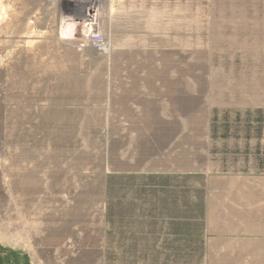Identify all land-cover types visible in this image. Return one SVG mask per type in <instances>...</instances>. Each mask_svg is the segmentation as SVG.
<instances>
[{"label": "rangeland", "instance_id": "1", "mask_svg": "<svg viewBox=\"0 0 264 264\" xmlns=\"http://www.w3.org/2000/svg\"><path fill=\"white\" fill-rule=\"evenodd\" d=\"M109 3L0 0V264H264V0Z\"/></svg>", "mask_w": 264, "mask_h": 264}, {"label": "built area", "instance_id": "2", "mask_svg": "<svg viewBox=\"0 0 264 264\" xmlns=\"http://www.w3.org/2000/svg\"><path fill=\"white\" fill-rule=\"evenodd\" d=\"M84 6L83 15L86 17L85 25L81 27V37L77 42L79 51L106 52L110 48L111 31L101 24L100 0H75Z\"/></svg>", "mask_w": 264, "mask_h": 264}, {"label": "crops", "instance_id": "3", "mask_svg": "<svg viewBox=\"0 0 264 264\" xmlns=\"http://www.w3.org/2000/svg\"><path fill=\"white\" fill-rule=\"evenodd\" d=\"M152 178L155 179L154 177H152ZM107 186H108V188H107V193H106V201H107L106 206H107V214H108L107 219H108V223L110 222L109 223L110 224V228H112V226L114 224L117 225L118 223L123 222L124 219H125L124 222H129V221L135 222V221H139V220L141 221V219H143L140 216V210L132 211V210L129 209V206H131L132 204H129L128 200H126L127 201V205H126L127 213L124 214L123 211H122V208H120V211H119V209H118L119 205L117 204V199H115V200L113 199L114 195H113V191L112 190L115 188V185H114V187H112L111 181H110L107 184ZM155 186H157V185L151 184V188H149V189H154ZM119 200L121 202L123 201L122 199H119ZM153 206H157V208H158L159 207V202L156 201L155 205L153 204ZM158 211H159L158 209H156L155 212L152 211L153 214H157L158 216L154 217V218L152 217L150 219L151 222L160 221V215H159ZM133 236H136V235H134V233H131L129 231H126L125 234H122V232L120 233V237L121 238H123V237L127 238L128 241L126 242V244H127L128 247L132 244V242L129 240V237H133ZM148 237H151V236H148ZM152 237H153V235H152ZM116 238H118V237L116 236ZM113 239H115V238H112V235H109V237H108V235H106V237H105L106 248L107 247L108 248L113 247V243H112ZM114 241H116V239ZM108 251H112V249L111 250L109 249Z\"/></svg>", "mask_w": 264, "mask_h": 264}, {"label": "bare ground", "instance_id": "4", "mask_svg": "<svg viewBox=\"0 0 264 264\" xmlns=\"http://www.w3.org/2000/svg\"><path fill=\"white\" fill-rule=\"evenodd\" d=\"M57 0H47V2L49 3H55ZM102 2V1H101ZM108 15L107 16H109V18H110V22H108L107 23V25H108V30L110 31L111 30V25H110V23H111V17H112V15H113V7H112V4L111 3H109L108 4ZM101 11H102V7L100 8V13H101ZM83 12V11H82ZM82 12H80V14L79 13H77L75 16H74V18L72 19V22H70L69 24H68V27H67V29H66V31H68L70 34H71V36H74V37H76V35H77V27H76V25H79L80 27L81 26H84L85 25V22H86V17L83 15V14H81ZM102 18V17H101ZM108 18V17H107ZM74 22V23H73ZM103 21H101V24L104 26V24L102 23ZM84 23V24H83ZM111 34H112V31H111ZM34 37H29V40L30 39H33ZM30 43H33V41H29L28 42V48H30V46H29V44ZM35 43V42H34ZM33 45V44H32ZM68 47H69V49H72L73 50V48H75V47H73V45L72 44H69V45H67ZM32 47V46H31ZM32 49V48H31ZM110 50V51H109ZM113 50H114V45H113V42H112V40L110 41V48L109 49H107L106 50V52H99V51H94V50H89L90 52H95L96 53V55H99V56H105L107 59L109 58H112V56H113ZM89 52V53H90ZM102 53V54H101Z\"/></svg>", "mask_w": 264, "mask_h": 264}]
</instances>
